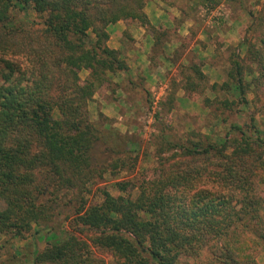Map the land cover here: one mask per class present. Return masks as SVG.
Segmentation results:
<instances>
[{
	"label": "trees",
	"instance_id": "16d2710c",
	"mask_svg": "<svg viewBox=\"0 0 264 264\" xmlns=\"http://www.w3.org/2000/svg\"><path fill=\"white\" fill-rule=\"evenodd\" d=\"M146 2L0 0V234L20 238L51 222L61 203H70L66 192L83 194L96 143L110 140L109 150L116 151L121 133L91 121L88 105L110 73L128 69L122 52L108 45L110 25L137 21L154 36L152 58L160 52L169 32L152 25ZM28 9L41 20L19 24L13 13ZM247 53L264 78V45L248 44ZM229 56L227 78L211 89L233 91L247 103L245 61L236 53ZM82 71L88 72L85 78ZM182 75L188 96H202L207 77L200 61H192ZM176 100L172 91L167 105ZM100 119L109 121L102 113ZM228 129L219 143L207 137L173 145L195 161L205 159L208 169L189 164L165 172L142 186L136 199L106 191L101 203L81 201L70 214L72 226L82 233L95 229V235L87 240L75 232L62 240L50 235L32 264H106L96 251L111 252L117 264H186L181 256H198L203 248L225 264H260L249 250H264V216L253 183L264 170V157L246 158L254 151L252 142L264 148V137L258 132L252 139L238 124ZM232 131L241 132L246 145L228 154Z\"/></svg>",
	"mask_w": 264,
	"mask_h": 264
},
{
	"label": "rangeland",
	"instance_id": "374dc122",
	"mask_svg": "<svg viewBox=\"0 0 264 264\" xmlns=\"http://www.w3.org/2000/svg\"><path fill=\"white\" fill-rule=\"evenodd\" d=\"M208 4L215 7L214 12L210 14L212 19L208 20L210 25H207L212 31L215 28H220L222 22L227 20L231 12L230 6L234 10L232 15L235 14L239 18L245 17L243 21L246 22L242 28L240 42L223 48L216 61L221 66L222 78L225 80L227 72L232 67L231 63L229 64V55L236 53L244 59L248 70V73L244 75L247 103L239 102L238 95L233 91L212 90L213 84L221 85L224 81L211 83L210 80L214 77L210 79L206 75L207 81L201 82V84L206 86L202 97H204V106L208 114L205 113L203 116L201 113L199 116L193 112L194 110H201L198 107L193 106L190 112H187L186 108L190 107L180 106L178 108L177 102H175V106L167 105L168 96L175 90H169L166 81L157 77L158 79L153 84L154 88L149 91L147 102L136 108L128 107L126 111L129 114L127 122L119 121L121 125L117 127L125 132L121 134V140L118 142L120 144H116L118 145L116 151L109 150V146L113 145L110 140H100L96 143L93 152L91 178L86 184L84 183L83 194L76 196L75 190L66 192L65 201L71 200L72 202L70 201L66 206L61 203L51 222L34 226L23 237L17 238L10 234H0V264H32L37 251H42L47 246L50 235H54L57 240L64 239L70 232H75L76 235H80L85 240L94 236L95 229L82 233L81 228L74 230L72 226L71 221L74 216L71 217L70 214L79 206L81 201H84L86 206L101 203L106 191L114 196L123 195L136 199L142 192V186L149 185L152 181H158L165 172H172L189 164H202L208 169L209 165L205 159L195 161L194 156L173 147L176 143L204 142L207 137L212 140V143H219L224 139L231 124L242 126L252 139H255L258 132L264 137V78H260L262 73L260 67L251 62L247 53L248 44H256L257 47L261 46L262 48L264 45L261 41L264 37V0H202L200 12L205 18L208 17L205 10ZM13 14V18L19 24L41 20L33 9L15 11ZM232 29L236 30L235 27ZM87 74L88 72L82 71L81 76L85 78ZM112 74L116 73L109 74V81L96 92L88 105L91 121H100L102 125L106 124L107 126L114 124L116 119L102 113L108 117L109 121L108 123H104L106 120L101 121V112L96 113L97 110L93 106V101L95 97L110 98L104 92L105 89L114 88L110 76ZM180 79L183 83L185 78L181 75ZM181 81L179 82L180 85H182ZM99 93L101 95L97 96ZM206 97L209 98L208 104L205 103ZM224 101L232 103L231 107L225 108ZM90 103L92 108H90ZM55 114L58 116V111ZM242 139L241 132L232 131L226 153L233 154L235 151L242 150L246 145ZM251 147L254 151L248 155L246 161H255L257 153H262L264 157V148L257 147L254 142L251 143ZM253 183L256 194L261 198L260 212L264 216L263 169L253 176ZM120 184L125 188L123 191L119 186ZM47 236L49 237L46 238ZM52 242L54 243V241ZM89 242L92 243L90 240ZM249 251L254 253L260 264H264V250L261 247L252 246ZM96 254L105 258L106 264H117L116 258L111 252L96 251ZM180 261L186 264H225L207 248H203L198 256L183 255L180 257Z\"/></svg>",
	"mask_w": 264,
	"mask_h": 264
},
{
	"label": "crops",
	"instance_id": "0c3cea01",
	"mask_svg": "<svg viewBox=\"0 0 264 264\" xmlns=\"http://www.w3.org/2000/svg\"><path fill=\"white\" fill-rule=\"evenodd\" d=\"M201 1L148 0L146 2L145 12L152 25L169 32L167 37L162 38V48L154 58L152 52L155 39L145 26L136 21L126 20L109 26L108 44L111 48L122 52V58L127 61L128 69L110 75L114 88L105 89L104 92L110 98L95 97L93 106L97 110L96 113L101 112L116 119L112 127L119 133L125 132L118 127L121 125L119 121L127 122L128 107L136 108L147 102L149 91L154 88L153 84L157 77L166 81L169 90L176 91L178 108L188 106L190 108L186 110L190 112L191 107L194 106L201 109L193 111L199 116L201 113L203 116L206 113L204 97L188 96L184 87L179 84L181 71L192 61H200L204 73L210 79L214 77L210 80L211 83L223 80L221 66L216 61L217 56L221 54L223 48L240 42L246 21H243L245 17L232 15L234 10L228 4L230 15L222 22L220 28L214 29V32L207 26L210 25L208 20L212 19L210 14L214 11H208V17L205 18L200 12ZM100 95L101 93L97 96ZM90 108H92L91 103Z\"/></svg>",
	"mask_w": 264,
	"mask_h": 264
},
{
	"label": "built area",
	"instance_id": "2783aa9c",
	"mask_svg": "<svg viewBox=\"0 0 264 264\" xmlns=\"http://www.w3.org/2000/svg\"><path fill=\"white\" fill-rule=\"evenodd\" d=\"M205 10H206V12H208V11H214L215 10V7H213V5H211V4H208L205 7ZM155 103H157V102H155Z\"/></svg>",
	"mask_w": 264,
	"mask_h": 264
}]
</instances>
